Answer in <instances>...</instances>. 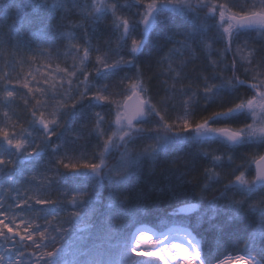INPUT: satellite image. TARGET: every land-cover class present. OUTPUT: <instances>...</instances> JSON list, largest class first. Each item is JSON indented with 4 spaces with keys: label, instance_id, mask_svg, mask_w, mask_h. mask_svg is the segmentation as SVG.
I'll return each instance as SVG.
<instances>
[{
    "label": "snow or ice",
    "instance_id": "1",
    "mask_svg": "<svg viewBox=\"0 0 264 264\" xmlns=\"http://www.w3.org/2000/svg\"><path fill=\"white\" fill-rule=\"evenodd\" d=\"M0 264H264V0H0Z\"/></svg>",
    "mask_w": 264,
    "mask_h": 264
}]
</instances>
